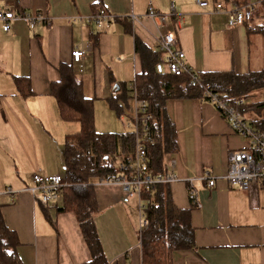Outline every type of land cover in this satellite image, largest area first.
I'll return each mask as SVG.
<instances>
[{
  "label": "crops",
  "instance_id": "crops-1",
  "mask_svg": "<svg viewBox=\"0 0 264 264\" xmlns=\"http://www.w3.org/2000/svg\"><path fill=\"white\" fill-rule=\"evenodd\" d=\"M202 1L208 5L198 0H0V8L46 15L34 28L15 19L5 31L0 21V207L19 237L23 264H85L91 259L75 213L59 210L60 196L43 204L27 189L36 171L63 175L66 137L80 130L78 122L63 120L51 93V84L61 79L60 64L74 66L85 96L109 102L143 70L136 41L157 52L162 34L170 31L195 71H261L252 68V48L262 45L264 34L257 29L264 17L231 27L226 12L233 1L257 0ZM150 7L165 16L163 27L148 15ZM100 9L111 20L98 26L92 17ZM77 48L86 52L83 72L72 59ZM159 56L165 70L167 54ZM166 111L179 147L166 156L168 172L177 177L169 187L174 204L191 210L197 244L196 250L176 251L173 264H264V185L242 191L225 178L228 154L245 149V138L208 101L169 99ZM206 171L216 178L214 186L203 179ZM189 188L200 206L191 200ZM95 189V221L108 264H142L140 196L128 197L120 184L95 182Z\"/></svg>",
  "mask_w": 264,
  "mask_h": 264
},
{
  "label": "trees",
  "instance_id": "trees-1",
  "mask_svg": "<svg viewBox=\"0 0 264 264\" xmlns=\"http://www.w3.org/2000/svg\"><path fill=\"white\" fill-rule=\"evenodd\" d=\"M258 15L264 17V7ZM257 30L264 34V25ZM136 49L143 56V70L137 74L132 87L124 85L122 93L110 97L109 103L121 114L123 105L120 101L127 104L136 92L137 98L147 103V113L152 115L143 135L137 136L132 128L123 133L99 132L94 99L85 96L82 80L72 64H60L61 79L51 84V93L57 99L63 120L80 124L78 132L67 135L64 145L62 176L67 186L60 192L63 202L59 210L73 211L77 217L91 253L90 261L85 264H108L95 221L99 212L95 182L109 174H122L128 178L136 175L138 139L142 140L146 150L145 166L140 173L153 178L168 174L166 156L177 153L179 148L175 123L166 111L169 99L195 98L209 102L206 94L209 91L232 104L243 100L239 109L245 115L251 108H264V102L250 105L246 101L255 89L264 87V69L237 73L198 72L191 68L175 74L161 66L159 53L164 51H153L140 40L136 41ZM17 81L25 92L22 80ZM142 118L143 114L139 125L143 131ZM251 121L255 127L264 129V117ZM169 186L170 183L163 182L141 189L139 196L145 221L139 231L142 264H173L176 251L197 249L191 210L179 209L174 204ZM19 245V237L6 224L0 207V264H23L18 254Z\"/></svg>",
  "mask_w": 264,
  "mask_h": 264
},
{
  "label": "built area",
  "instance_id": "built-area-1",
  "mask_svg": "<svg viewBox=\"0 0 264 264\" xmlns=\"http://www.w3.org/2000/svg\"><path fill=\"white\" fill-rule=\"evenodd\" d=\"M202 7L208 5L207 1L198 0ZM264 7V0H257L256 2H248L240 4L233 1L232 7L227 9L229 26H239L247 22H252L254 18ZM223 5L217 3V10H222ZM148 15L158 20L159 27L165 25V16L157 11L155 8L150 7ZM15 19L26 20L30 28H34L36 23L46 19L44 13H30L23 10H15L13 7L4 6L0 8V21L4 23L3 29L9 31L11 28L10 22ZM92 20L101 26L103 22L111 20V16L107 14L104 9H100L93 17ZM176 37L170 32L166 31L162 34V38L158 44L159 49L166 52L167 62L166 68L169 72L180 74L183 71L190 70L191 67L185 61V52L177 47ZM84 49H75L72 51L73 62L79 64V72H83V57L85 55ZM132 87V86H131ZM209 96V102L217 109L227 122H229L233 132L246 140V148L243 150H232L228 154L229 166L225 175L226 180L231 186L237 187L242 191H249L253 186L259 184L264 185V129L257 128L249 123L245 114L239 109L243 100H239L237 104H232L228 100L221 98L218 94L206 92ZM134 100V108L132 110L133 122L129 126L135 130L137 136L143 135L148 130V120L152 115L147 113V103L139 100L136 92L132 98ZM143 131L140 129L141 115ZM136 167L138 173L132 178H128L122 174H109L102 178L99 182L106 184H120L126 191L128 197L140 195L141 189L144 186H150L155 183H171L177 179L173 172H168L164 177L159 176L156 178L150 175H143L140 172L145 166L146 150L141 139H138L136 151ZM173 167L176 166L175 160L172 162ZM33 185L27 189L43 204H49L55 201L62 188L67 186L64 177L61 174L46 175L36 171L33 176ZM203 179L207 180L210 186L216 184V178L212 177L209 171L203 175ZM8 192L13 193L11 188ZM189 195L194 203L197 202L196 191L189 188ZM143 216V215H142ZM145 224L142 217L141 228Z\"/></svg>",
  "mask_w": 264,
  "mask_h": 264
},
{
  "label": "rangeland",
  "instance_id": "rangeland-1",
  "mask_svg": "<svg viewBox=\"0 0 264 264\" xmlns=\"http://www.w3.org/2000/svg\"><path fill=\"white\" fill-rule=\"evenodd\" d=\"M259 38L261 40L262 45L253 46L252 48L253 70L264 69V37H262V39L261 37ZM130 101L131 99L129 98L128 104H124L125 111L119 115L118 112L111 107L106 98L94 99L96 129L99 132L109 133H123L131 129L132 127L129 126V123H132L133 119L129 109L131 103ZM246 101L250 105L257 104L259 102H264V87L255 89L252 93H250ZM245 117L247 118L248 122L252 124L251 120L253 118L257 119L264 117V108L260 110L251 108L248 112H246ZM73 126L77 127V125Z\"/></svg>",
  "mask_w": 264,
  "mask_h": 264
}]
</instances>
